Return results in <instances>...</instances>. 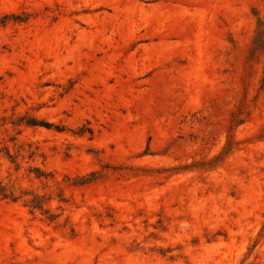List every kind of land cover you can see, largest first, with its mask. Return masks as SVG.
<instances>
[{"label": "rangeland", "instance_id": "1", "mask_svg": "<svg viewBox=\"0 0 264 264\" xmlns=\"http://www.w3.org/2000/svg\"><path fill=\"white\" fill-rule=\"evenodd\" d=\"M0 264H264V0H0Z\"/></svg>", "mask_w": 264, "mask_h": 264}, {"label": "trees", "instance_id": "2", "mask_svg": "<svg viewBox=\"0 0 264 264\" xmlns=\"http://www.w3.org/2000/svg\"><path fill=\"white\" fill-rule=\"evenodd\" d=\"M37 123L40 124V125H42V126H45V127H50V124H47V123H43V122H37Z\"/></svg>", "mask_w": 264, "mask_h": 264}]
</instances>
